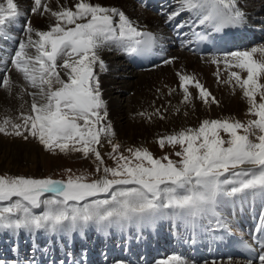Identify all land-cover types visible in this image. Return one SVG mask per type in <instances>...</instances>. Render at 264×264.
<instances>
[{"label":"snow or ice","instance_id":"obj_1","mask_svg":"<svg viewBox=\"0 0 264 264\" xmlns=\"http://www.w3.org/2000/svg\"><path fill=\"white\" fill-rule=\"evenodd\" d=\"M41 8L50 13L55 24L41 31L27 22L26 39L10 56L11 65L35 90L28 93L32 97L30 113L22 114V124L4 119L0 133L26 141L31 137L53 154L58 151L92 157L96 172L102 176L89 181L85 174L69 175L65 181L0 175V229L56 233L92 224L123 228L134 222H152L169 210L178 217L193 219L214 214L221 197L251 194L264 198V45L211 59L217 65L218 82L222 63L228 72L227 82L234 80L242 90L247 115L254 119L246 123L233 118L205 119L198 128L160 138L161 150L165 145L180 146L174 153L178 161L167 155L155 158L141 148H129V155H124L119 151L121 145L113 143L111 124L103 123L107 110L96 70L107 71V65L100 52L113 46L129 54L151 52L157 37L139 30L122 10L94 5L89 0H78L75 11L66 6L54 11L43 0H34L31 11L37 13ZM185 11L196 16L201 25L210 23L215 32L244 20L238 0H178V7L167 14L166 22ZM19 16L15 0L0 2V38L8 35L7 27ZM194 24L182 21L174 27L178 30ZM196 35L198 40L208 42L207 36ZM177 75L185 102H191L186 85H192L206 105L209 98L218 103L195 76ZM0 87L10 89V79L0 80ZM102 138L111 144L109 158L115 161V167L105 165L99 150ZM45 194L52 197L42 199ZM42 205V214H35ZM259 247V264H264V241ZM159 264L187 262L172 256Z\"/></svg>","mask_w":264,"mask_h":264},{"label":"bare ground","instance_id":"obj_2","mask_svg":"<svg viewBox=\"0 0 264 264\" xmlns=\"http://www.w3.org/2000/svg\"><path fill=\"white\" fill-rule=\"evenodd\" d=\"M57 1L58 2H54V0H43V2L47 3L48 7H50L54 11L60 10L61 6H66L68 8H71L73 11H75V5L78 2V0H57ZM168 1L171 2V5H172L168 13H171L174 9L178 7V2H177L178 0H168ZM250 1L251 2L255 1L256 6H259L258 3L260 2V6L264 7V0H257V1L249 0L247 1V3L252 4ZM89 2L94 5L99 4L104 7L117 8V9L122 10L134 22V24L137 27L139 26L142 27V28L140 27L139 30L144 31V32H151L154 35L155 33H158V32H160L161 34H164V36H162L163 40L161 39V41H165L164 38L167 36L175 37L178 35L180 36L181 39L183 38L184 40H187L186 43L188 44L193 36V32L195 30L197 32L199 29L203 28V25L198 23V18L196 17L195 19L196 27L195 28L194 26L192 27L186 26L178 30L175 29L174 27L175 24H178L181 21L185 20L187 17H190L191 15H193L192 13L187 12V11L182 12L179 16L175 17V19L172 20L171 22H166L167 15L159 17V18L154 16V14H153V17L147 16L146 13L148 11L145 10L144 7L145 6L151 7L152 5H154L155 0H152V1L151 0H89ZM245 2L246 0H238V7L240 8V10L244 11V9H242L241 3L244 4ZM130 5L131 7H136L137 9H135L134 11L132 10L131 12L130 10L131 8L129 9ZM41 10L43 12V8H41ZM261 11L263 12L256 13L258 15L263 14L261 16L254 17V15H252L253 22L256 23L258 19L259 20L264 19V8ZM43 14H46V13L43 12ZM38 16L39 15H36L32 22V26H34L35 29L37 27L38 30L47 31L49 30L50 26L55 24L56 22L55 19L50 15V13H47L45 17L42 18V20L37 19ZM192 18L194 17L191 16L190 19ZM13 29L14 28L11 27L9 28V30L6 31L8 35L4 38L7 40V43L5 44V46L2 45L6 51L12 52V54L14 53V51L16 50L19 44V42H16L14 40L16 32H14ZM21 40H25V39H21ZM177 45L179 44L175 42L174 46H177ZM112 48H114V46ZM108 49L109 48H105L104 50H102L100 52V56L102 55L101 56L102 60L109 61L110 68L108 69V71L110 75H108L107 72H106L107 76L103 72L101 73L99 72V75H100L99 82H100V86L104 89L103 97H105L106 101H108V107H109V109L107 110L108 119L111 122L110 124L112 125V128L114 127L115 131L118 130L117 131L118 136L122 141H125V140L136 141V142L148 141V138L150 136H154L158 134L160 135L162 132L167 133V134L173 133V131L176 132V130H178L179 128H180L179 130H181L182 126H187L194 122L193 121L194 118L192 117L195 115L194 113L197 112V107H195L194 105H190V104L191 102L195 101L199 105V103L203 101L198 96V90L192 85H186L189 89V92L191 93V102L188 103L184 101L185 94L181 88V84H180V80L177 75V72L195 76L196 79L201 84H203L204 87L211 93V95L215 97V100L218 103L209 102L208 107L210 108L208 109L210 110L208 111L204 110V112H209V113L212 112V114L210 115L216 116L215 114L217 113L215 112L218 110L220 112L221 110V112L226 113L225 116H234V117L241 116L242 118L243 116H246L245 111L248 110V104L246 102V99L243 96L242 90L238 86H235V81L233 80L231 83L227 81H222L221 83L220 82L217 83L216 82V79H217L216 75L218 71L217 65H214L213 63H211V60L205 63L206 59H202L201 57H196L190 52V49L188 50L185 47H183V50H185L184 52H177L175 54L176 61H174L173 63L180 61V64L176 68H172V67H175V65L169 66V64L168 65L163 64L162 68L158 67V69L156 68V70L155 68H153L154 71L150 73L149 71L153 69L146 70L145 72L135 73L133 75L132 73H129V78L131 79H129L128 76H124L128 74H126V72H122V69H119V68H122V65H120L121 64L120 59H122V61L124 59L123 62L128 63L129 66L127 65V70L130 67H132L130 65L131 63L133 66H135V64L130 60L129 56L127 55V52L123 50L122 52L119 53L114 50L110 51ZM164 49H167L168 51L169 46L166 44ZM112 53L116 54V56L110 57V54ZM224 72L227 73V71L224 69L223 64L221 63V65L219 66V74H222ZM61 75L64 76V73L63 74L61 73ZM242 75H246V74H242ZM8 77H9L8 79H10V82H11V88L10 89L3 88L0 91V118L16 116L17 120L15 121V123L21 124L23 123L21 119L22 114L26 115L30 113L32 97L27 94L28 86L26 82L20 77V75H18V73L12 72L10 76ZM64 78L66 79V77ZM129 91H135V94L130 97L123 96L126 94V92H129ZM31 92H33V89L31 90ZM115 93L116 94L121 93V95L123 94L120 100L112 98V95ZM123 97H124V100H123ZM257 99H259V97H257ZM200 108H202V106ZM179 110L180 111L189 110V112L186 113V116L178 115L177 117H175V111L177 112ZM125 120H127L126 125H122L120 122L125 121ZM156 121H159V122H156ZM164 122H168V123H164ZM170 122L177 123L176 125L178 126L180 125V126L172 127L171 125H169ZM133 123L135 124V126H131ZM149 127H152V128H149ZM159 128H162V129L160 131H157ZM0 140L4 141L2 137H0ZM7 141H10V140H7ZM20 156L24 158L25 160H28L29 162L36 161L37 159L36 156L32 154L24 155V156H22V154H19V158L21 159ZM9 160H11V158ZM240 198L241 196H238V195L235 197H232V199L231 197H221L218 201L217 208L221 207L223 212H225L230 218V215L233 216L232 208L236 209V206H240V204H242L243 200H239ZM226 201L227 202L230 201V204H229L230 206H226V204H224V202ZM261 203H263L261 205H263L264 207V201ZM207 215L212 216L213 213H208ZM214 216L215 217L213 219L215 220V222H220V220L224 219L226 221H223V220L222 221L228 223V219L225 218L224 215L221 216L219 213H214ZM188 218L189 217L187 216L178 217L169 210L165 215L155 219L157 228L161 230H165L164 232L165 236L161 237L164 240H161L160 238L157 239V240L160 239V241H157L158 242L157 248H159V251H161L162 253L169 254L168 258L172 256H179L182 259H184L183 255H177L175 253H169V252L182 253L180 243H178L177 240L179 241L180 239L179 234L180 235L182 234V236H184L189 231L192 233V230H191L192 227L187 226V225L192 224ZM263 220L264 219H261L260 221L255 222V223L238 222V224L234 225L233 228H240L242 234L250 233V231L253 230V227L258 228L261 225H263L264 223ZM193 222H194L193 224H196V218L193 220ZM214 223L211 224V226L216 227L215 231L218 230V232H221V235H223V238L220 240L218 244V248L216 249L215 258L220 259V254H225L229 250L227 247V244L229 240L231 239L232 235H235L236 233L234 232V230H230L231 228L230 229L228 228L230 226L228 224L226 226L223 224L222 228L220 229V227ZM128 228H130V232L133 231L130 225ZM134 229H135V226H134ZM44 232H48V231L45 230ZM76 232H79V231H76ZM130 232L128 231L129 234H131ZM40 233H42V235L38 234L35 239L36 240L35 248L37 251H34L33 253H37V252L43 253L44 251H48L47 253H49V251H51L52 249V251L55 254L53 252H50L51 255L48 254V257H44L43 255V257H41L40 259H37L34 256L31 257V255H29V252L26 250H28V246L33 245L34 242L32 243L31 240H27L25 242L23 240L21 242H18L19 237L22 235V234H19L17 238V243L9 242L8 244L5 243L3 245H0V248L3 246V247H6L7 249V252L4 251L5 248L0 249V251H3V255H0V259L6 261V260H10L11 258H14L16 259L17 264H39V263L59 264V262H57L58 260L62 261L63 264H81V263L83 264H111L114 261H123V262H127L128 264H152L155 261L154 260V250H153L154 247L147 249L146 253L141 252L139 257L134 258L133 256L137 254V252H139V250L137 249L132 250L131 248H129L127 249L126 252H122L124 248L121 247V253L116 254L117 250H113L111 248L109 252H102L100 250L99 251L97 250V248L100 245L98 244L100 243L99 242L100 240L99 241L95 240L96 242L95 244L92 243L93 245L90 244V246H88L87 244H85V242H83L82 239L77 238L76 236L73 237L71 241H66L63 244H62L63 239L60 240L61 244H57L58 242L54 238L55 246L53 247L50 246V248L51 247L52 248L47 249L49 245L48 239H45L44 241L40 242V240L45 238L47 234L45 235L43 231ZM123 234H124V231H123ZM102 235H103V232H102ZM8 236L10 237V235ZM103 237L104 235L102 236V238ZM110 237L112 238V236ZM51 239L52 238H50V240ZM40 244H42L43 247ZM202 245L203 243H198L197 248L201 249ZM14 246H16V248H14ZM81 247L83 248V250H85V254H83L82 252L83 258H80L81 256H79V253L75 254L76 250L78 252V249ZM174 248L176 249L174 250ZM11 250L15 251L16 254H13ZM62 250L69 251L70 253L69 257L72 258L71 263L70 261H68L70 259L66 257L67 255L62 256V257L58 256L60 255L59 252H61ZM128 250H131V251H128ZM75 256H77V260L76 258H74ZM203 258H204L203 256H200V259H203ZM205 264H212V263L209 262ZM220 264H247V262H244L242 260H238V261L237 260H227V261L225 260L223 262H220ZM255 264H259V263H255Z\"/></svg>","mask_w":264,"mask_h":264},{"label":"rangeland","instance_id":"obj_3","mask_svg":"<svg viewBox=\"0 0 264 264\" xmlns=\"http://www.w3.org/2000/svg\"><path fill=\"white\" fill-rule=\"evenodd\" d=\"M247 1H249V0H246L245 5L243 6L244 9H247V10L248 9H252V11L254 9H261L260 2L258 3L259 6H256L255 1L254 2L250 1L252 4H248ZM0 2H6V0H0ZM15 2L18 4V8H19V11H20V16H19V18L17 20H15L11 24V27H13L14 28L13 31L16 32L14 40L16 42H20L21 39H26L24 33H25L26 26H27V22H30L31 26H32L33 19H34V17L36 15H39L37 19L42 20V18L45 17V15L47 13L43 14L42 10H40L37 13H33L31 10L33 8L34 0H15ZM54 2H58V1L54 0ZM168 8H169L168 5L161 4L158 8L153 9V13H149V12L146 11L147 12L146 14H147V16H152V17H153V14H156V15L159 14V16L154 15V16L159 18L161 15L166 13ZM129 9L132 12V10L134 11L137 8L136 7H131V5H130ZM32 27L34 28V26H32ZM7 30L8 29H6V31ZM36 30H38L37 27H36ZM158 33H160V32H158ZM33 38L35 39L36 37L34 36ZM1 39H0V52H1V54H0V80H2L3 78H9L8 76H10V74L12 72L18 73L16 71V69L11 65L10 56L12 55V52L6 51L3 48V46H5V44L7 43V40L5 38H1ZM113 49H115V48H113ZM113 49L109 48L108 50L113 51ZM115 56H116V54H113V53L110 54V57H115ZM5 61H6V63H5ZM103 61L107 65V71H100L98 68H97L96 71L98 72V74H99V72L100 73L103 72L106 76H107V73H108V75H110V73L108 71V69L110 68L109 61H105V60H103ZM208 61H210V60L206 59L205 63H207ZM120 62H121L120 65H122V68H119V69H122V72H126V74H128V75H124V76H128V78H129V73H132V75L135 74V72L133 73L130 70H127L125 68V65H124L122 59H120ZM179 64H180V61L175 62L173 64H169V66L175 65V67H172V68H176ZM120 65H118V66H120ZM162 65H159L156 68L157 69H158V67L162 68ZM156 68H155V70H156ZM124 70H126V71H124ZM234 70H236V69H234ZM62 71L63 70H61V73L63 74ZM153 71H154V69L149 71V73L153 72ZM177 73H179V72H177ZM224 73L219 74V82L220 83L222 81H228V79H227L228 78V72L225 73V74ZM142 74H144V73H142ZM18 75H20V74L18 73ZM226 75H227V77H226ZM224 76H225V78H224ZM20 77L22 78L21 75H20ZM99 79H100V75H99ZM129 79H131V78H129ZM216 82L219 83L218 82V78L216 79ZM3 88L4 87H0V91ZM100 88H101V92H102V99L106 103V110H108L109 109L108 101H106L105 97H103L104 96L103 95V90L104 89L101 86H100ZM106 89H108V88H106ZM31 90H32V88H30L28 86V88H27L28 93H31ZM33 91H35V90L33 89ZM134 94H135V91H129V92H126L125 95H123V94L122 95L125 96V97H130V96H133ZM122 95H121V93H117V94L115 93V94L112 95V98L120 100ZM211 96L213 97V95H211ZM123 100H124V97H123ZM210 100H211V98H209V101ZM190 105H194L195 107H197V112H195L194 113L195 115L192 117V118H194V120H193L194 122L192 124H190V125H187L189 127L182 126L181 130L188 129V128H198L200 126L201 122L203 120H205V119L215 120V119L233 118L235 120H239L241 122L246 123L249 119H254L255 118V117H252L250 115H247V112H246L247 110L245 111V115L246 116H243V118L241 116H239V117L225 116L226 113L221 112V110H220V112H219V110L216 111L215 112V113H217V114H215L216 116H213V115H210V114H212V112L211 113L204 112V110H206V111L210 110V109H208V108H210V107H208V104L206 105L204 102H201L198 105L195 101H193V102H191ZM199 106L200 107L202 106V108H200ZM219 107H220V105H219ZM187 112H189V110H182V111L179 110L177 112L175 111V117H177L178 115L186 116ZM4 119H11L12 122L15 123V121L17 120V117L14 116V117H6V118L3 117V118H0V123H2ZM126 121L127 120L121 121L120 123L122 125H126ZM159 121H156V122H159ZM103 123H105V124L111 123L109 121V119H108V116H107L106 120L103 121ZM164 123H168V122H164ZM176 124L177 123H173V122L169 123V125H171L172 127L173 126H178ZM131 126H135V124L133 123ZM149 128H152V127H149ZM161 129L162 128H159L157 131H160ZM179 129L176 130V132L173 131V133H168L167 134V133H163L162 132L160 135L158 134V135L150 136L148 138V141L136 142V141H127V140L122 141L119 138V136H118V132H117L118 130L115 131V129L113 127L112 130L115 133V137L113 139V143H118V144L121 145L119 151L121 153H123L124 155H129V153L127 151L129 148H132V149L141 148V149H147L148 151H150L155 158H162L163 156L167 155L173 161H178L180 158L177 157L174 153L176 151H180V146H177L176 148H172V147H170L168 145H165L163 150H161V148H160V146L158 144V140L160 138H162V137H166L168 135L180 132L181 130H179ZM221 135L224 136L225 139H227L226 134L221 132ZM0 137H2V139H4V141L0 140V175L24 176V177H27V178H35V179L52 178L54 180H65V181L68 179L69 175L85 174V175L88 176L89 181L95 180V179H99L102 176V173L98 174L96 172V164H95L94 159L92 157L84 158L81 153H70V154L65 155V154L59 153L58 151H57L56 154H53L51 152L46 151L43 148V146L39 144V142L37 140L32 139L31 137L28 139V141L24 140L21 137H16V136H12V135H5L3 133H0ZM7 140H10V141H7ZM99 150L101 151V154H102V157L104 159L105 165L109 166V167H115L116 166L115 165V161L113 159L109 158V153L112 151V147H111V144L108 143V140L106 138H102V147H100ZM18 152H19V154H22V156L31 155V154L35 155L37 159H36V161H30V162L28 160H25L21 156H20L21 157V159H20ZM14 156H16V157H14ZM10 158H11V160H9ZM247 195L241 196L242 198H240V200L247 201V198H248ZM51 197H52V194H45V196L42 197V199H49ZM101 198H103V197H101ZM251 198H252V196H251ZM254 198H255V200H257L258 197L256 196ZM254 198H252V199H254ZM258 200L261 201L260 198H258ZM224 204H226V206L229 205L227 203V201L224 202ZM0 206H3V205H0ZM43 210H44V206L42 205L41 209L34 210V211H35V214H42ZM215 213H219L221 216L224 215L225 218L229 217L225 212H223L221 207L216 208ZM213 220L214 219L212 217H210V216H208L206 214V215H204L202 217L196 218V225L199 228L204 229V231H209L211 229L209 226L213 222H215V220L214 221ZM222 220L224 221V219H222ZM154 224H155V220L152 221V222H145V223H140V224H137V223L134 222V223L131 224V228L133 229V231H131V232H130V228H128L127 226L121 228V231L122 232L124 231V234L123 233L121 234V232L119 230L120 227L115 226V225H113V226H115L117 228L116 231L114 230V228H110V229H109V227L108 228H100V227H98L96 225H89V226L84 227V228H77L76 230H74L75 232L74 231H67V230H60V231H58L56 233H53L51 231L44 232L45 230H42L43 233L45 235L46 234L47 235H46L45 238L40 240V242L44 241L45 239H48V244L49 245H48L47 249H49L50 246H52V247L55 246L54 238L57 240V242H58L57 244H61L60 240L63 239L62 240L63 241L62 244H63L66 241H71L72 238L76 236L77 238L80 237L83 240V242H85V244H87L88 246H90V244L91 245L95 244L96 243L95 240L96 241L100 240L99 241L100 243H98V244H100L99 247L100 246L101 247L100 248L98 247L97 250L98 251L100 250L102 252H107V251L110 250V248L112 249V248L116 247V245L118 246L121 243L126 244V246L130 245L131 247L132 246H137V247L141 248L142 245L150 243L153 240L152 238L154 236V231H156V227L154 226ZM113 226H111V227H113ZM134 226L137 227V228L134 229ZM139 229H141V230H139ZM94 230H95V232H94ZM42 231L41 230L29 231L27 229H20V230L0 229V235H1L0 236V245H3L5 243L8 244L9 242L17 243L18 235L22 234L19 237L18 242H21L23 240H24V242L27 241V240H31L32 243L34 242L33 245L28 246V250H26V251L29 252V255H31V257L34 256L37 259H40L41 257H43V255H44V257H48V254L51 255L50 252H53L52 249H51L52 247L50 248L51 251H49V253H47L48 251H44L43 253L37 252L39 254L33 253L34 251H37L36 248H35V241H36L35 239H36L38 234L42 235V233H40ZM76 231H79V232H76ZM128 231L131 234H129ZM102 232H103V235L105 237V238L103 237L104 239L102 238V236H103ZM133 233L136 234V235L133 236L134 235ZM50 234H51V236H50ZM54 234H55V236L57 238L54 236ZM8 235H10V237ZM78 235H79V237H78ZM81 235H82V237H81ZM123 235L125 237H127V238H130V239H127L125 242L121 241V240H124V239H122ZM110 236H112V238ZM50 238H52V239L50 240ZM87 240H89V241H87ZM136 242H137V244H136ZM109 244H111V245H109ZM40 245L42 246V244H40ZM38 246H39V244H38ZM14 248H16V246H14ZM0 249H4V251L7 252L6 247L2 246ZM79 249H78V252L76 251L77 253L80 254V253H82V251H83V253H85V250H83V248L82 249L79 248ZM11 252L13 254H16V252L13 251V250H11ZM59 254H60V255H58L59 257L60 256L61 257L65 256V255H67V256L70 255L68 253V250H62L61 252H59ZM0 255H3V251H0ZM51 257H53V256H51ZM74 258H76V257H74ZM4 262H6V264H17V261L14 258H11L10 260H6V261L0 259V263L1 264H3ZM60 262L62 264V261H60ZM70 262H71V259H70ZM220 262H223V261H219V262H217L215 264H220ZM123 263L127 264L126 262H122V261H114L111 264H123ZM39 264H41V263H39ZM157 264H159V263H157Z\"/></svg>","mask_w":264,"mask_h":264}]
</instances>
